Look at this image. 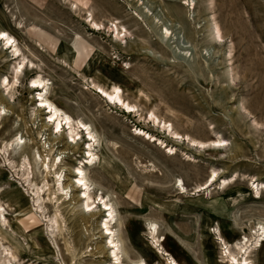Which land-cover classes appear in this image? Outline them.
Masks as SVG:
<instances>
[{
	"label": "rangeland",
	"instance_id": "374dc122",
	"mask_svg": "<svg viewBox=\"0 0 264 264\" xmlns=\"http://www.w3.org/2000/svg\"><path fill=\"white\" fill-rule=\"evenodd\" d=\"M0 29L33 61L16 75L0 40V264H110L112 238L123 264H264V0H0ZM38 77L97 141L85 128L66 144L67 125L56 132L40 105L44 89L30 88ZM95 84L119 86L134 110ZM78 167L97 200L90 212Z\"/></svg>",
	"mask_w": 264,
	"mask_h": 264
},
{
	"label": "bare ground",
	"instance_id": "6f19581e",
	"mask_svg": "<svg viewBox=\"0 0 264 264\" xmlns=\"http://www.w3.org/2000/svg\"><path fill=\"white\" fill-rule=\"evenodd\" d=\"M70 3L72 5V8L74 7V10L79 9L80 3L78 1H71ZM77 12H78V10H77ZM79 12H81V11H79ZM90 16H91V18L93 17L92 14ZM91 23H92V27L97 28V29L100 28L101 24L99 22H97L94 18L91 19ZM116 29L118 30V26ZM173 31L174 30L171 29L170 27H168V26L164 27L163 26V27H161L160 35L161 36L162 35H169L171 33L172 37H173ZM118 34H120V31ZM221 37L222 36L219 35L218 39L220 40ZM0 40H4V42L7 46L14 48L15 57L18 58V61H19V65L17 66L18 67V74H16V73L15 74L18 76L24 74L25 70H26V66H27L26 63L32 64L33 61L28 60V62H26L28 57L26 58L23 56L21 58L22 54L20 53V49L16 44L17 40H16L15 36H13L8 30L0 29ZM3 81L4 82H2V84H5V82H7L8 80L6 79ZM9 84H10V81L7 82V85H9ZM95 86L97 89H99V93L101 91L102 92L101 94H103V96H105L109 100V102L113 101L114 103L115 102L120 103L122 105V107H124V109L126 108V110L128 112L134 110V109H132L134 107V105H131L129 102H127L125 99H123V97L121 95V88L119 86H114L113 91H109V90L105 89L104 87L97 85V84H95ZM39 87L44 89V91L39 94V99L41 102L40 105L44 106L46 109H48V113L51 114L50 118H49L50 121L54 123L53 125L57 126V130L61 134L64 133V129L66 128V127L64 128V126H63L64 123L67 125L68 129L70 130L69 131V133H70L69 138H71V139H66L67 145H71L74 141H76V139H77L76 134H78L79 130L83 129V128H86L88 130L89 137L91 139H93L94 141H97L96 135L91 130L92 128L88 123L83 122L81 120L77 121L70 114H68L66 111H64L62 108H60L57 104H55L54 101H51L48 97L43 96L44 93L48 94L49 87L45 83V79H43L41 77L33 79L32 80V86L30 88H39ZM115 104H117V103H115ZM151 120L153 122H155L156 124H158L160 127H163V129H165L167 131V133H169V135H171L172 137H176L177 140L183 138V136L174 129L172 124H168L167 121L162 120L160 117H158L154 113H151ZM18 139L20 140V139H22V137L18 138ZM188 141H189V144H191L193 146L196 145L197 147H201L204 149H219L220 150V149H226L227 146L229 145V143L226 139H216V140H212L210 142H203V141H198V140H195L193 138H190ZM93 146H94V144L89 143L88 147L90 148L89 149L90 163H94V162L96 163L97 155L93 151L94 150ZM55 160L56 159H54V161ZM78 171H79L78 175H80V176L77 178V181H73L74 182L73 184L76 185L77 182H78V184H82V186L84 188V189H81V190H83L82 195L85 196V198L83 199L82 198L83 196L80 198L82 200H84L83 203L85 206V211L90 212L93 210V207L97 203V200L92 195V187H91L89 180L87 179L85 170L82 167H78ZM78 175H76V176H78ZM218 176L219 175L216 174V171H213L210 179L205 183L206 185L203 186L202 188H208L210 185L214 184L217 181ZM229 184H230V180L225 179L224 180V189L227 188ZM178 185H181L182 192H186L185 185H184L183 181H181L180 184H178ZM69 186L70 185L65 186L64 188H67ZM77 187H78V185H77ZM256 188H257V191H260L259 184H257ZM97 199H98V197H97ZM99 200L102 201V204L105 205V207H106L105 211H108V213L105 214L106 219L103 222L101 221L102 222L101 227L102 226L105 227V229L107 231L106 233H109V235H112L113 234V227H111V224L114 222V219H115L114 207L111 204L110 199H107L105 195H102V193L99 195L98 201ZM95 207H97V206H95ZM95 214L96 213H94L93 215H95ZM103 227H102V229H103ZM261 228H262V230H264V226H262ZM155 232H156V230L152 231V233L154 234V237H156ZM263 234H264V231L262 232L261 236ZM260 239L263 240L264 237H261ZM106 247H109L111 249L113 248V251H110V250L108 251L109 257L112 255V256H114L113 259H115L114 262H112L110 264H123L124 261L122 260V257H120V251H119L117 241L112 238L109 242L106 243ZM241 249L243 250L244 246H242ZM246 251L247 250H245V252ZM232 259L236 260L238 263L241 262L234 254H232ZM138 264H140V263H138ZM170 264H182V263L173 258L172 262H170ZM243 264H249L248 258H243Z\"/></svg>",
	"mask_w": 264,
	"mask_h": 264
}]
</instances>
